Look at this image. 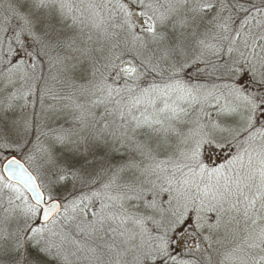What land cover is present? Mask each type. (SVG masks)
<instances>
[{
    "label": "snow or ice",
    "instance_id": "snow-or-ice-1",
    "mask_svg": "<svg viewBox=\"0 0 264 264\" xmlns=\"http://www.w3.org/2000/svg\"><path fill=\"white\" fill-rule=\"evenodd\" d=\"M0 264H264V0H0Z\"/></svg>",
    "mask_w": 264,
    "mask_h": 264
},
{
    "label": "rangeland",
    "instance_id": "rangeland-1",
    "mask_svg": "<svg viewBox=\"0 0 264 264\" xmlns=\"http://www.w3.org/2000/svg\"><path fill=\"white\" fill-rule=\"evenodd\" d=\"M64 191H65V189H60L58 194L62 195Z\"/></svg>",
    "mask_w": 264,
    "mask_h": 264
}]
</instances>
